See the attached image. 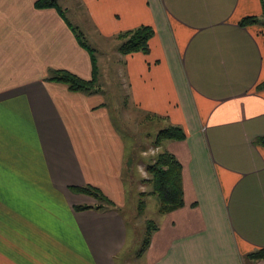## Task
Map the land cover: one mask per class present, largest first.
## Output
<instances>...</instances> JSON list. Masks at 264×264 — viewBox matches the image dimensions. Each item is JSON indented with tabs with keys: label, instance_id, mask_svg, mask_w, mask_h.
I'll return each instance as SVG.
<instances>
[{
	"label": "crops",
	"instance_id": "1",
	"mask_svg": "<svg viewBox=\"0 0 264 264\" xmlns=\"http://www.w3.org/2000/svg\"><path fill=\"white\" fill-rule=\"evenodd\" d=\"M38 1L0 0V264H126L141 238L124 213L141 157L114 124L110 50L90 46L103 57L95 93L48 79L93 78L80 23L114 41L144 119L186 134L160 146L182 164L185 205L163 215L138 264H264L248 257L264 248V27L240 25L263 0H57L63 14ZM142 25L150 52L123 54L118 34ZM86 185L116 208L76 210L98 202L71 189Z\"/></svg>",
	"mask_w": 264,
	"mask_h": 264
},
{
	"label": "trees",
	"instance_id": "2",
	"mask_svg": "<svg viewBox=\"0 0 264 264\" xmlns=\"http://www.w3.org/2000/svg\"><path fill=\"white\" fill-rule=\"evenodd\" d=\"M36 5L38 7H56L63 14V9L58 5L57 0H39ZM264 7V0H263ZM260 17L247 16L240 21L241 26L259 23ZM80 43L89 49L93 60V78L91 80L83 79L76 74L64 70H52L48 79L58 80L65 83L70 90L87 93H95L99 90L97 82L98 66L97 59L93 49L83 40V34L76 30ZM154 29L149 25H142L134 29H130L118 34L121 40L120 51L123 54H131L135 52L149 53L150 40L154 36ZM264 87V83L261 85ZM186 137L184 130L178 125H170L159 130L155 139V147H160L166 140H181ZM256 143L264 145V136L258 137ZM147 171L149 178H144L142 182L152 185L151 191H142L141 195L147 194L157 195L159 199V213L164 215L172 211L178 210L185 205L184 188L182 181V164L172 152L162 149L155 153L147 163ZM72 191L75 193L87 194L95 199L97 203L94 205H78L76 210H97L107 211L116 208V204L107 197V195L98 187L93 185L73 186ZM145 202L140 200V211H144ZM159 229V225L154 220H148L144 235V241L139 255L144 253L150 246L153 233ZM248 257L252 260L264 259V248L251 252Z\"/></svg>",
	"mask_w": 264,
	"mask_h": 264
},
{
	"label": "rangeland",
	"instance_id": "3",
	"mask_svg": "<svg viewBox=\"0 0 264 264\" xmlns=\"http://www.w3.org/2000/svg\"><path fill=\"white\" fill-rule=\"evenodd\" d=\"M71 13L72 11L68 13V15L70 16ZM260 20L261 21L259 23H261V25L264 27V15L260 17ZM73 23L75 24L74 21ZM82 24L83 25H81V23L78 24V32L83 34L82 36L83 40L88 45H90L94 50H96L99 53L110 50L108 56H105L106 60L109 59V61L105 64L106 69L104 72L105 77L103 80H105L104 86L107 91V95H108L107 99L109 100V104L111 107L114 124L124 133V137L126 139L127 145L130 147L128 149L133 150L135 152L140 151L141 160L137 163L136 167L135 166L133 167V172H135L133 177L135 181L132 182L133 186L131 187L129 193L128 204L124 209V213L126 217L132 220L129 221L130 225L131 226L136 225L135 229H137V232H139V235L141 237L135 243L134 250H132V252L129 255H126V257H128L126 259V264H138L143 262L142 259L137 260L136 253L142 248L147 221L154 220L157 223H160L162 221V218L164 217L158 211L159 199L157 195L147 194L146 196L143 197L144 199L143 201L145 202L144 211L143 212L140 211L139 207L142 196L140 194L141 193L140 191L152 190L151 184L142 182L144 178L150 177L146 165L150 160V158L155 153H157V151H161L160 147L158 150L157 147H155L154 140L156 139L159 130L169 125L164 119H160L159 117L157 118L156 121L153 120L150 121L144 119V115L138 109L132 106V101L125 94L126 89H124L122 86L123 81H122V76L119 74L120 68L117 65L118 61H114V60L112 61L113 55L111 54V50H113L112 48L114 47L115 44L114 41L110 40L107 43H103V42L97 43L98 40L95 34L92 35L89 32V30L86 29L88 28V26H86L85 23ZM99 53H96L95 55L101 60L103 57H101ZM164 142H163L164 146L167 147L169 141L166 140ZM139 148L142 149L139 150ZM140 186L142 190H140L139 188Z\"/></svg>",
	"mask_w": 264,
	"mask_h": 264
},
{
	"label": "built area",
	"instance_id": "4",
	"mask_svg": "<svg viewBox=\"0 0 264 264\" xmlns=\"http://www.w3.org/2000/svg\"><path fill=\"white\" fill-rule=\"evenodd\" d=\"M158 152V151H157Z\"/></svg>",
	"mask_w": 264,
	"mask_h": 264
}]
</instances>
